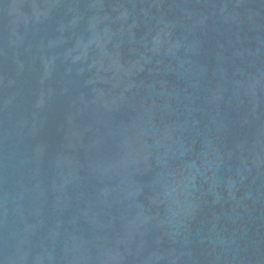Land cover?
I'll return each mask as SVG.
<instances>
[{
    "label": "water",
    "instance_id": "water-1",
    "mask_svg": "<svg viewBox=\"0 0 264 264\" xmlns=\"http://www.w3.org/2000/svg\"><path fill=\"white\" fill-rule=\"evenodd\" d=\"M0 264H264V0H0Z\"/></svg>",
    "mask_w": 264,
    "mask_h": 264
}]
</instances>
